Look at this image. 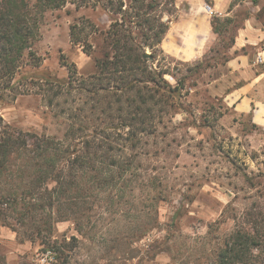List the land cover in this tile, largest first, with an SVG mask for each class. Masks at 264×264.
<instances>
[{
  "label": "rangeland",
  "instance_id": "1",
  "mask_svg": "<svg viewBox=\"0 0 264 264\" xmlns=\"http://www.w3.org/2000/svg\"><path fill=\"white\" fill-rule=\"evenodd\" d=\"M102 2L107 4V0ZM175 2L156 0L150 11V17L162 15L168 27H173L163 36L164 48L179 43L190 51L197 46L196 35L213 36L208 47L204 39L198 55L189 60L170 55L161 42L154 49L153 68L164 71L163 77L171 85L184 79L175 113L155 116L154 132L141 136L137 158L115 186L86 190L83 212L56 221V208L50 209L49 240L59 246L58 260L42 254L40 239H21L31 226L28 219L26 225H19L16 213L0 215V264H202L235 224L249 228L254 222L264 229V127H254L247 114L238 115L222 96L211 93L207 75L203 76L206 69L188 70L200 60L222 64L232 54L235 34L246 16L262 22L264 0H229L217 8L214 15L221 22L230 18L219 35L211 29L205 32V22L210 23L214 15L193 13L194 21H188L187 1L179 7ZM117 4L114 0L113 5ZM106 6L104 9L94 0L85 5L67 1L44 12L36 39L24 50L9 83L12 87L3 89L0 81V115L5 123L60 138L77 113L80 117L90 114V128L110 122L99 108L89 110L90 103H82L85 94L75 87L54 96L41 80L29 76L48 69L66 77L73 66L74 77L94 73L93 62L81 44L106 30L114 17L120 19L121 12ZM72 25L81 40L77 43L71 41ZM49 96L51 105L47 104ZM81 106L84 109L78 110ZM65 208V204L58 207L62 212ZM3 221L14 224L19 233L2 225Z\"/></svg>",
  "mask_w": 264,
  "mask_h": 264
},
{
  "label": "trees",
  "instance_id": "2",
  "mask_svg": "<svg viewBox=\"0 0 264 264\" xmlns=\"http://www.w3.org/2000/svg\"><path fill=\"white\" fill-rule=\"evenodd\" d=\"M67 1L87 4V0H0V81H3V89L12 87L9 83L24 50L36 39L44 12L61 7ZM102 1L94 0V4L104 9L109 5L112 12L119 11L121 16L120 19L114 17L109 27L95 34L91 42L84 39L81 44L82 51L93 62L94 73L77 78L73 66L66 77H58L48 69L36 70L29 76L41 80L45 90L54 96L75 87L85 94L82 103H90L88 109L91 111L99 108L110 122L91 124L90 128V114L80 117L77 113V119L72 118L63 136L58 138L12 127L0 115V215L16 213L19 225H26L28 219L31 226L22 233L21 239H40V251L48 252L56 260L60 257V249L49 240L52 234L50 209L56 208V221L67 219L69 215L83 212L81 205L86 201V190L98 187L104 191L124 178L131 161L137 158L136 148L141 136L154 132L156 115L161 118L170 111L175 113L184 88L183 78L171 85L163 77L164 71L150 64L154 49L168 28L162 15L150 17L156 0H126L125 4L118 0L116 7L114 0H107V4ZM204 1L210 4L212 0ZM224 20L221 22L214 15L210 20L212 34L219 35L230 18ZM74 27L70 28V36L71 41L77 43L81 40ZM146 48L151 50L150 57H143ZM29 53L35 55L31 50ZM211 66L214 65L200 60L188 70ZM47 104H52V97H48ZM81 109L84 106L78 108ZM247 116L250 120V113ZM3 185L7 187L2 188ZM62 204L66 206L64 212L58 209ZM2 225L19 233L11 222L3 221ZM202 264H264V229L254 222L249 228L235 224L209 250Z\"/></svg>",
  "mask_w": 264,
  "mask_h": 264
},
{
  "label": "crops",
  "instance_id": "3",
  "mask_svg": "<svg viewBox=\"0 0 264 264\" xmlns=\"http://www.w3.org/2000/svg\"><path fill=\"white\" fill-rule=\"evenodd\" d=\"M175 1L177 7L183 1H187L189 7L185 14L189 15L188 21L193 20L191 14L201 15L205 12L203 0H195L194 4H191L193 0ZM227 3L229 0H213L211 6L216 10L224 7ZM177 21H172L171 24L174 22L177 24ZM171 27L167 28L166 33L172 30L173 27ZM209 27L208 20L204 25L205 32L211 29ZM196 36L197 46L190 51L185 50V47L179 43L177 47L174 45L164 48V37L161 40V47L170 55L189 60L198 55L204 39L205 47H208L213 37ZM232 49V54L225 63L211 66L205 70L203 76L207 75L206 85L211 93L222 96L225 103L235 113L238 115L250 113L251 123L264 127V17L262 22L258 21L255 16L247 17L235 34ZM257 54L262 56V61H256Z\"/></svg>",
  "mask_w": 264,
  "mask_h": 264
},
{
  "label": "built area",
  "instance_id": "4",
  "mask_svg": "<svg viewBox=\"0 0 264 264\" xmlns=\"http://www.w3.org/2000/svg\"><path fill=\"white\" fill-rule=\"evenodd\" d=\"M203 8H204L205 12H207L208 14H210V15H214L215 10L212 8V6H211L210 4H208V3H204V4H203ZM256 61H257V62L262 61V56H261L260 54H257V55H256ZM42 254H45L46 257H49L48 252H45V253H42ZM50 256H51V255H50Z\"/></svg>",
  "mask_w": 264,
  "mask_h": 264
},
{
  "label": "water",
  "instance_id": "5",
  "mask_svg": "<svg viewBox=\"0 0 264 264\" xmlns=\"http://www.w3.org/2000/svg\"><path fill=\"white\" fill-rule=\"evenodd\" d=\"M143 57H150V53H148V52H143Z\"/></svg>",
  "mask_w": 264,
  "mask_h": 264
}]
</instances>
